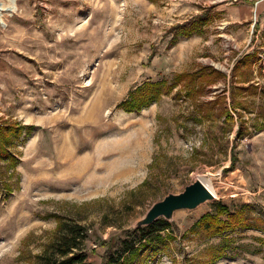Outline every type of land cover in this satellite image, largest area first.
<instances>
[{"label":"rangeland","instance_id":"1","mask_svg":"<svg viewBox=\"0 0 264 264\" xmlns=\"http://www.w3.org/2000/svg\"><path fill=\"white\" fill-rule=\"evenodd\" d=\"M238 1L0 0V116L35 125L17 145L18 186L6 199L0 186V264H32L29 259L53 235V212L75 214L89 203L86 222L101 227L102 214L113 206L111 217L128 227L152 203L182 191L196 177L206 179L214 199L175 211L161 232L171 237L167 249L149 264H187L222 238L231 241V251L213 264H264V227L213 238L191 231L215 201L246 204L251 217L264 219V128L237 141L232 165L233 134L226 145L222 134L215 142L207 132V127L216 131L222 119L212 126L194 118L198 103L222 89L228 94L230 82H216L193 101L169 94L139 112L117 108L143 81L169 79L200 65L228 78L241 55L263 52L264 10L257 7L264 0L254 1L247 21L227 24L226 15H218L204 34L180 36L169 45L172 25L201 7L221 12L224 3ZM253 76L261 89L254 98L258 105L264 102V77ZM250 111L244 116L252 123L256 109ZM68 154L72 161L90 157L97 166L126 169L116 178L106 177L105 170L79 178L65 171ZM146 177L150 184L129 207L128 192ZM113 230L103 227L99 234L107 238ZM90 246L95 244L89 241ZM102 252L96 247L90 264H100Z\"/></svg>","mask_w":264,"mask_h":264},{"label":"trees","instance_id":"2","mask_svg":"<svg viewBox=\"0 0 264 264\" xmlns=\"http://www.w3.org/2000/svg\"><path fill=\"white\" fill-rule=\"evenodd\" d=\"M156 3L157 0H148ZM214 11L212 6L201 7L200 12L188 19L172 25L169 45H173L178 37H190L202 35L206 26L211 24L221 12ZM259 51L254 49L241 55L233 64L229 77L211 65H200L192 70L176 72L171 78H161L155 81L146 80L135 86L120 103L117 108L124 112H139L148 108L153 103H158L164 95L171 94L175 100H196L202 96L208 88L218 81H229L228 94L226 89L214 94L209 101L198 103V118L196 122H211L212 126L218 120L222 123L212 132L207 127L209 136L218 141V134H222L226 145L229 143V135L233 134V141L229 146L232 165L236 159L234 148L238 140L251 136L253 132L264 128V102L254 104V98L260 95V87L254 80V74L258 78L262 75V65L259 63ZM261 77H264L261 76ZM264 89V88H263ZM250 106L256 109L254 117L249 123L244 113L250 111ZM35 125L25 124L17 119L0 116V186L4 192V198L18 186L20 176L16 171L19 164L17 145L24 141ZM194 149V152H197ZM150 184V178L146 177L138 185L137 189L128 192L131 203H137L141 190ZM98 202V201H96ZM95 203V202H93ZM89 203H83L77 207L75 214L61 215L53 212L56 225L53 235L45 244L42 252L29 259L32 264H90L88 255L95 252L96 247L103 249L100 264H149L160 251L165 252L170 236L162 237L161 232L168 228V222L162 218L152 224L138 227L134 230L125 227L118 218L111 217L115 210L110 206L102 214L101 227H95L93 222H86ZM120 213L119 209L115 213ZM121 218V214H118ZM103 227H112L114 230L107 238L99 234ZM264 219L251 217L248 213V205L241 203L227 204L215 201L213 209L200 216L193 224L191 231L206 238L222 237L225 233L236 229L263 228ZM169 238V239H168ZM91 241L95 247L88 249ZM231 241L222 238L215 245L203 250L201 258H189L187 264H213L224 257L231 246ZM184 264V263H183ZM186 264V263H185Z\"/></svg>","mask_w":264,"mask_h":264},{"label":"water","instance_id":"3","mask_svg":"<svg viewBox=\"0 0 264 264\" xmlns=\"http://www.w3.org/2000/svg\"><path fill=\"white\" fill-rule=\"evenodd\" d=\"M214 196L200 178H195L185 185L182 191L167 193L162 199L152 203L140 218L129 224L128 229L148 226L159 218L169 222L175 211L196 209L201 204L213 200Z\"/></svg>","mask_w":264,"mask_h":264},{"label":"bare ground","instance_id":"4","mask_svg":"<svg viewBox=\"0 0 264 264\" xmlns=\"http://www.w3.org/2000/svg\"><path fill=\"white\" fill-rule=\"evenodd\" d=\"M69 150V149H68ZM69 152V151H68ZM70 153V152H69ZM64 155V154H62ZM68 160L67 161H64L66 163V169L65 171H67V173L71 174V175H74L76 177H84L85 175L89 174V177H92L94 174L96 173H99L101 170H105L103 172H105L107 174L106 177H112V176H122L123 173H124V168L126 169V166L125 167H119V168H116L114 170L112 169H108L107 168H104L103 166H97L96 164L93 163V158H90V157H84L82 158L81 160L79 161H72V157H74V155L72 154V156L70 154L66 155L65 156ZM100 157V156H99ZM108 156H105V157H100V160H103L105 158H107ZM99 162V160H98ZM101 163V162H99ZM62 164V163H61ZM65 165V164H64ZM104 168V169H103ZM130 172V171H129ZM132 172V171H131ZM101 174H102V171H101ZM102 176V175H101ZM88 178V177H87ZM116 178V177H115ZM198 178V177H196ZM92 178L86 180L87 182L90 183L89 180H91ZM108 179V178H107ZM106 181V180H105ZM202 181H206V179H202ZM107 182V181H106Z\"/></svg>","mask_w":264,"mask_h":264},{"label":"crops","instance_id":"5","mask_svg":"<svg viewBox=\"0 0 264 264\" xmlns=\"http://www.w3.org/2000/svg\"><path fill=\"white\" fill-rule=\"evenodd\" d=\"M254 1L255 0H239L232 6H228V3H224L220 16L223 17L226 15V18L223 17L222 19H225L227 24H236L247 21L251 12L255 11V7L257 6ZM257 8L260 13L264 10V6H260V4Z\"/></svg>","mask_w":264,"mask_h":264},{"label":"built area","instance_id":"6","mask_svg":"<svg viewBox=\"0 0 264 264\" xmlns=\"http://www.w3.org/2000/svg\"><path fill=\"white\" fill-rule=\"evenodd\" d=\"M259 63H261L262 65H264V51L259 53Z\"/></svg>","mask_w":264,"mask_h":264}]
</instances>
